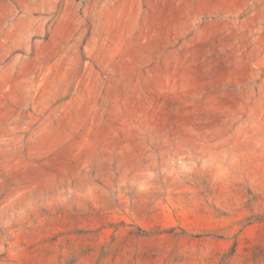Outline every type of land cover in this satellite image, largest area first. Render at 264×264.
I'll return each mask as SVG.
<instances>
[{"label": "rangeland", "instance_id": "rangeland-1", "mask_svg": "<svg viewBox=\"0 0 264 264\" xmlns=\"http://www.w3.org/2000/svg\"><path fill=\"white\" fill-rule=\"evenodd\" d=\"M0 264H264V0H0Z\"/></svg>", "mask_w": 264, "mask_h": 264}]
</instances>
